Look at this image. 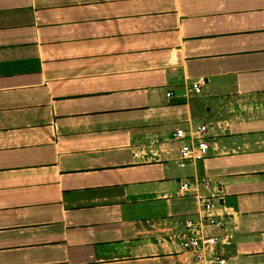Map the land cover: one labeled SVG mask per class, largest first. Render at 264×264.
<instances>
[{
	"label": "crops",
	"instance_id": "1",
	"mask_svg": "<svg viewBox=\"0 0 264 264\" xmlns=\"http://www.w3.org/2000/svg\"><path fill=\"white\" fill-rule=\"evenodd\" d=\"M201 198L264 264V0H0V264H184Z\"/></svg>",
	"mask_w": 264,
	"mask_h": 264
},
{
	"label": "built area",
	"instance_id": "2",
	"mask_svg": "<svg viewBox=\"0 0 264 264\" xmlns=\"http://www.w3.org/2000/svg\"><path fill=\"white\" fill-rule=\"evenodd\" d=\"M200 83H193L192 89L200 93ZM207 127L197 126L191 130L178 129L174 137L181 143L179 149V165L197 163L207 159L209 144L206 141ZM191 186L188 182L180 184V194H189ZM215 206L211 199L201 198L200 214L196 219L185 221L179 237V254L184 257V264H226L223 257L221 239L211 230L218 225L214 213Z\"/></svg>",
	"mask_w": 264,
	"mask_h": 264
}]
</instances>
